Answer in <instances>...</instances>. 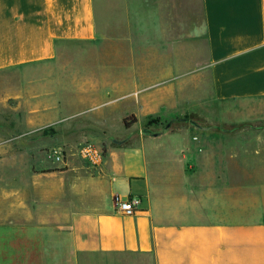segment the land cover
I'll list each match as a JSON object with an SVG mask.
<instances>
[{
  "label": "crops",
  "instance_id": "1",
  "mask_svg": "<svg viewBox=\"0 0 264 264\" xmlns=\"http://www.w3.org/2000/svg\"><path fill=\"white\" fill-rule=\"evenodd\" d=\"M157 3L99 30L95 0H0V98L28 103L27 132L179 123L172 193L155 190L167 163L143 142L105 145L97 170L0 136V264H264V0ZM115 195L139 210L120 213ZM158 198H172V225Z\"/></svg>",
  "mask_w": 264,
  "mask_h": 264
},
{
  "label": "rangeland",
  "instance_id": "2",
  "mask_svg": "<svg viewBox=\"0 0 264 264\" xmlns=\"http://www.w3.org/2000/svg\"><path fill=\"white\" fill-rule=\"evenodd\" d=\"M144 3L146 4V7L143 5ZM157 5V0H95L96 22L99 30L102 28L105 29L111 24L109 20L110 15L119 17L124 16L127 13L134 16H141L142 14L150 13L153 14L157 13ZM113 24L115 28L117 26L122 27V25H125V23L121 21H114ZM135 24L140 23L135 22ZM17 101L18 100L16 98H0V136L2 139H5L13 149L16 147L23 150L26 149V147L39 146L37 152L33 153V158L36 159V161L54 162L55 160L53 155L57 151L69 152L70 149H72L73 152L78 154V149L85 142H91L105 148V145H116L107 140L108 136H113L114 138L120 140L130 134V138L122 145H126L133 141L143 142L147 147L149 161H153V163H156V161H165V163H167L166 165L155 166L156 170L154 171L153 179L157 184L163 183L164 180L166 181L164 183L167 187L164 185L160 188L155 187L156 191L159 189L161 190L160 193H163L165 190H169L170 193H172L175 170L177 168L173 159V137L176 124V122L172 121L173 119L161 120L160 123L151 125V130L158 131L161 130L167 123H170L167 133L155 138L142 134L144 122L138 126L132 125L133 128L131 126L127 129L123 125L122 120L118 123L112 124V127L109 129L110 135L107 134L104 136L97 133L96 130L94 131L95 134L91 133V135H87L85 132L80 133L79 128L83 126V121L78 119L73 121V128L71 130L68 128V123L61 122L55 125L39 128L34 132H27L24 125L26 121L25 115L29 113L28 103L18 105ZM176 125H179V123ZM133 129H136V131H133ZM33 137H39V139L37 141L29 140ZM22 152L25 154V151ZM25 156L27 157V155ZM66 159H68V156ZM158 200H160L161 203L166 200L168 203L159 207V214H157L155 218H159V221L162 223L172 225V198H158ZM169 201L171 203H169ZM141 264L155 263L153 260H149L148 262L145 260Z\"/></svg>",
  "mask_w": 264,
  "mask_h": 264
},
{
  "label": "built area",
  "instance_id": "3",
  "mask_svg": "<svg viewBox=\"0 0 264 264\" xmlns=\"http://www.w3.org/2000/svg\"><path fill=\"white\" fill-rule=\"evenodd\" d=\"M78 156L81 160L85 161L89 166L94 169H101L104 160L105 153L102 146L96 145L91 142L83 143L78 149ZM54 162L65 163V152L57 151L53 155ZM113 204L115 209L124 215H133L139 210L141 201L137 197H130L127 199H122L118 195L113 196Z\"/></svg>",
  "mask_w": 264,
  "mask_h": 264
},
{
  "label": "water",
  "instance_id": "4",
  "mask_svg": "<svg viewBox=\"0 0 264 264\" xmlns=\"http://www.w3.org/2000/svg\"><path fill=\"white\" fill-rule=\"evenodd\" d=\"M182 120L185 121V122H188L190 125H192L195 128H198V129L205 130V129L209 128V127L201 126V125H199L197 122H195L193 120H189V119H182ZM169 127H170V123H167L161 130H158V131H153L151 129L145 128V129H143L142 134L145 135V136L153 137V138L159 137V136H162V135L166 134L167 130L169 129ZM80 132H82V131H80ZM129 138H130V134L126 135L125 138L120 139V140L114 138L113 136H108L107 140L110 141L113 144L122 145ZM38 139H39V137H33V138H30L29 140L37 141Z\"/></svg>",
  "mask_w": 264,
  "mask_h": 264
},
{
  "label": "trees",
  "instance_id": "5",
  "mask_svg": "<svg viewBox=\"0 0 264 264\" xmlns=\"http://www.w3.org/2000/svg\"><path fill=\"white\" fill-rule=\"evenodd\" d=\"M162 119L161 118H158V117H147L145 120H144V129L147 128V129H150L151 125L152 124H157V123H160ZM173 122H176V120H172ZM122 123L123 125L125 126V128L129 129L132 125L136 124L137 123V119L135 116L131 115L129 117H125L123 120H122ZM243 125H237L235 126L234 128L235 129H240L242 128ZM103 135H105V133H103ZM114 147H116V145H113ZM103 148V151L105 153V148L102 146ZM106 156V155H105ZM46 172H50V171H45L44 173Z\"/></svg>",
  "mask_w": 264,
  "mask_h": 264
}]
</instances>
